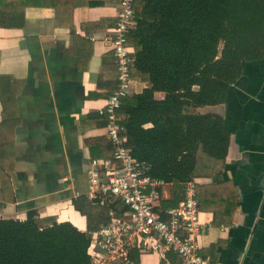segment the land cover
Returning a JSON list of instances; mask_svg holds the SVG:
<instances>
[{
	"label": "crops",
	"instance_id": "0c3cea01",
	"mask_svg": "<svg viewBox=\"0 0 264 264\" xmlns=\"http://www.w3.org/2000/svg\"><path fill=\"white\" fill-rule=\"evenodd\" d=\"M88 1L77 0L74 10L27 8L19 24L0 27V144L8 140L9 146L7 177H0L2 219L24 221L36 212L87 232V219L74 203L89 199L90 161L112 156L100 112L117 88L118 70L104 37L120 9V0L97 7ZM133 85L139 94L147 82L134 78ZM200 112L221 116L230 133L221 181L233 197L229 206H237L231 224L215 225L212 210H201L200 253L212 264H264V59L244 63L226 102ZM192 183L217 185L209 177ZM173 197L174 187L167 184L164 209ZM132 259L183 264L175 253L164 261L134 251Z\"/></svg>",
	"mask_w": 264,
	"mask_h": 264
},
{
	"label": "trees",
	"instance_id": "16d2710c",
	"mask_svg": "<svg viewBox=\"0 0 264 264\" xmlns=\"http://www.w3.org/2000/svg\"><path fill=\"white\" fill-rule=\"evenodd\" d=\"M77 4L0 0V27L19 24L27 8L74 10ZM105 4L88 1L91 7ZM135 22L129 35L132 76L147 87L124 101L127 147L151 177L173 185L167 208L184 199L195 178H213L217 185L196 188L200 208L212 210L215 225L231 224L237 206H229L233 197L221 181L230 133L221 116L200 109L224 104L244 63L264 59V0H135ZM8 150L7 140L0 144V177H7ZM74 206L86 217L87 232L69 222L43 220L36 212L24 221L0 217V264H90L89 233L109 222V207L84 197Z\"/></svg>",
	"mask_w": 264,
	"mask_h": 264
},
{
	"label": "built area",
	"instance_id": "2783aa9c",
	"mask_svg": "<svg viewBox=\"0 0 264 264\" xmlns=\"http://www.w3.org/2000/svg\"><path fill=\"white\" fill-rule=\"evenodd\" d=\"M135 25V0H121L116 25L104 37L112 47L118 70L117 88L100 112L107 120L112 156L92 159L87 172V197L109 207V222L89 233L90 264H135L134 251L157 254L164 261L168 254L175 253L183 264H212L200 253L204 225L194 183L187 184L178 206L164 209L163 188L169 183L151 177L127 147V116L122 110L124 101L135 95V56L129 45ZM118 203L124 208L116 209Z\"/></svg>",
	"mask_w": 264,
	"mask_h": 264
}]
</instances>
